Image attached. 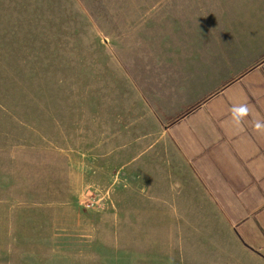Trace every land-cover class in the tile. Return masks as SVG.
I'll return each instance as SVG.
<instances>
[{
	"label": "rangeland",
	"instance_id": "rangeland-1",
	"mask_svg": "<svg viewBox=\"0 0 264 264\" xmlns=\"http://www.w3.org/2000/svg\"><path fill=\"white\" fill-rule=\"evenodd\" d=\"M172 1L0 0V264H264L203 201L174 209L164 140L124 166L158 137L123 63Z\"/></svg>",
	"mask_w": 264,
	"mask_h": 264
},
{
	"label": "crops",
	"instance_id": "crops-1",
	"mask_svg": "<svg viewBox=\"0 0 264 264\" xmlns=\"http://www.w3.org/2000/svg\"><path fill=\"white\" fill-rule=\"evenodd\" d=\"M170 3L169 15L137 26L138 59L123 63V85L139 110L129 113L131 127L148 118L158 137L124 166L152 150L161 155L164 140L173 154L168 182L178 184L173 158L186 177L171 191L174 209L179 200L188 210L203 201L193 210L216 215L264 260V129L255 127L264 123V0ZM241 103L250 112L237 126L230 109Z\"/></svg>",
	"mask_w": 264,
	"mask_h": 264
},
{
	"label": "clouds",
	"instance_id": "clouds-1",
	"mask_svg": "<svg viewBox=\"0 0 264 264\" xmlns=\"http://www.w3.org/2000/svg\"><path fill=\"white\" fill-rule=\"evenodd\" d=\"M250 109L246 103L233 104L230 109L231 120L237 126L241 125L245 118L249 115ZM256 129H264V123L257 122Z\"/></svg>",
	"mask_w": 264,
	"mask_h": 264
}]
</instances>
